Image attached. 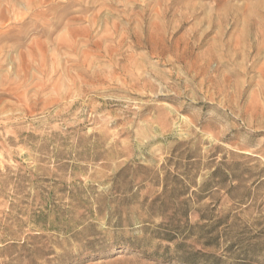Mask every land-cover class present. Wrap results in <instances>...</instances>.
<instances>
[{"label":"rangeland","instance_id":"1","mask_svg":"<svg viewBox=\"0 0 264 264\" xmlns=\"http://www.w3.org/2000/svg\"><path fill=\"white\" fill-rule=\"evenodd\" d=\"M0 264H264V0H0Z\"/></svg>","mask_w":264,"mask_h":264}]
</instances>
